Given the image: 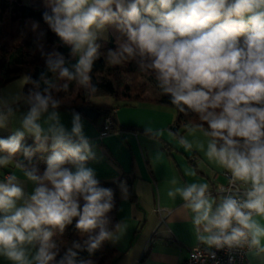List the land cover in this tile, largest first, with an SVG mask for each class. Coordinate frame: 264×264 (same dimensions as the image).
<instances>
[{"label":"clouds","instance_id":"9594fccd","mask_svg":"<svg viewBox=\"0 0 264 264\" xmlns=\"http://www.w3.org/2000/svg\"><path fill=\"white\" fill-rule=\"evenodd\" d=\"M44 2L43 20L75 63L55 49L45 51L38 38L36 50L51 76L36 81L25 73L0 90V129L12 130L0 138V168L11 166L35 186L25 192L15 171L0 181V258L10 264H92L79 252L92 254L126 230L125 223L109 227L114 193L87 167L95 153L81 114L72 112L68 130L59 111L70 82L89 96L99 91L91 73L114 28L120 38L107 49L106 62L134 61L154 74L178 112L198 117L199 123L184 125L183 135L175 133L178 144L230 174L229 186L215 196L208 183L173 178L166 195L182 201L177 214L190 222L199 244L264 259V0ZM27 85L32 87L25 92ZM145 132L154 139L161 135L153 127ZM26 137L34 147L24 144ZM49 148L43 173L29 166L36 152ZM74 219L84 239L57 259L55 237Z\"/></svg>","mask_w":264,"mask_h":264},{"label":"crops","instance_id":"0c3cea01","mask_svg":"<svg viewBox=\"0 0 264 264\" xmlns=\"http://www.w3.org/2000/svg\"><path fill=\"white\" fill-rule=\"evenodd\" d=\"M37 24L36 37L43 41L55 40V33L43 17ZM40 33H43L42 37ZM109 106L116 107L119 125L143 130L153 127L161 132L158 139L146 132L125 130L112 131L101 137L104 119L93 121L80 113L84 133L95 153V159L89 160L87 167L94 169L98 180L120 181L117 220L126 224V230L118 241H109L117 257L115 264H184L189 249L202 244L196 241L190 222L176 212L182 201L179 198L172 201L167 197V190L171 187L169 182L175 178L180 184L208 183L215 196L217 185L227 180L226 171L209 162L202 152L195 149L186 151L178 144L174 127L177 115L172 108L150 102H136L130 106L110 102ZM20 111L22 113L26 109ZM59 111L61 122L71 130L73 111ZM0 134L10 136L11 127L0 129ZM24 142L33 143V140L26 137ZM14 171L25 192L31 193L35 186L12 167L0 169V181ZM129 181L132 182L135 199L130 198ZM122 186L127 190L126 196ZM248 259L250 264H264V259L253 258L249 254ZM0 264L10 262L0 258Z\"/></svg>","mask_w":264,"mask_h":264},{"label":"trees","instance_id":"16d2710c","mask_svg":"<svg viewBox=\"0 0 264 264\" xmlns=\"http://www.w3.org/2000/svg\"><path fill=\"white\" fill-rule=\"evenodd\" d=\"M44 11H46L44 0H0V88L25 73L31 75L32 79L36 81L40 80L41 74L51 76V73L47 71L45 59L36 50L35 41L38 37L34 36L33 32V25L43 17ZM6 14H10L9 23L8 26L4 25L6 27L4 28L3 21ZM18 37L22 39L20 44H17ZM119 38V33L114 28L109 29L108 39L103 42V47L101 48L103 54L93 65L91 73L92 82L99 89L95 95L111 96L116 100L118 106H130L136 102H150L175 109L171 105L169 98L161 94L154 74L140 71L134 61H126L119 65H111L106 62L107 49L115 48L119 42ZM41 41L44 44L45 51L51 52L55 49L62 53L66 60L75 63L70 57V49L60 42L56 34L54 41H43L42 39ZM149 84L159 91L160 96L158 98L150 99L145 97ZM31 87V85H27L25 92ZM41 87H43L42 83ZM95 95H87L75 82H70L69 91L60 94L62 106L59 110L77 111V108L81 106H93L101 113L99 119L103 118L105 120V118L111 117L112 126L109 129V133L119 130L145 132V130L136 126L119 125L116 120V107L93 103L91 97ZM21 109L26 108L21 107ZM175 112L177 115L174 124L176 128L175 133L179 132L182 134L184 132V125L189 122L199 123L198 117L194 113L185 115L176 109ZM7 137L8 135L0 134V138ZM24 144L26 146H35L32 142H24ZM165 147L167 150L169 149L168 146ZM50 154V148L48 152H36L29 166H34L40 173H43L47 167L46 158ZM21 159L23 158L21 157ZM24 162L26 164L29 163L28 161ZM65 166L72 167L71 165ZM99 182L101 187L110 188L114 193V207L108 213L111 220L109 227L114 228L118 223L117 210L120 203V181L99 180ZM128 192L130 198L135 199L131 181L128 183ZM75 222L74 219L73 223L65 229L63 235L55 237L60 245V255L57 259L64 254L68 247H71L72 242H82L84 239L76 230ZM78 258L90 260L92 264H115L117 260L113 248L109 245V241H105L92 254H89L86 250L80 251Z\"/></svg>","mask_w":264,"mask_h":264},{"label":"built area","instance_id":"2783aa9c","mask_svg":"<svg viewBox=\"0 0 264 264\" xmlns=\"http://www.w3.org/2000/svg\"><path fill=\"white\" fill-rule=\"evenodd\" d=\"M111 126L112 119L109 116L104 120L100 136L103 137L107 135ZM224 174L226 175L227 180L225 183H219L217 185L215 189L216 193L221 186H229L230 174L227 172ZM215 177H218V175ZM184 264H250V262L248 259V253L245 250H228L226 248L217 250L215 248L209 249L204 245H198L189 249L188 257Z\"/></svg>","mask_w":264,"mask_h":264},{"label":"rangeland","instance_id":"374dc122","mask_svg":"<svg viewBox=\"0 0 264 264\" xmlns=\"http://www.w3.org/2000/svg\"><path fill=\"white\" fill-rule=\"evenodd\" d=\"M9 16H10V14H6L5 15V18H4V21H3V26L4 25L8 26ZM37 22L35 24H37ZM5 26H4V28H6ZM33 32H34V36H35V33H36L35 30H33ZM21 41H22V39L20 37H18L17 44H20ZM127 81H128V79H127ZM159 96H160L159 91L153 85L149 84L147 86V89H146L145 97L146 98H150V99H154V98H158ZM91 101L93 103H95V104L96 103H100L101 105H109L110 102H116V100L113 97L107 96V95H95V96H92L91 97ZM173 110H175V109H173Z\"/></svg>","mask_w":264,"mask_h":264},{"label":"water","instance_id":"95a60500","mask_svg":"<svg viewBox=\"0 0 264 264\" xmlns=\"http://www.w3.org/2000/svg\"><path fill=\"white\" fill-rule=\"evenodd\" d=\"M77 111L93 121L97 120L101 115L100 111L93 106H81L77 108Z\"/></svg>","mask_w":264,"mask_h":264}]
</instances>
